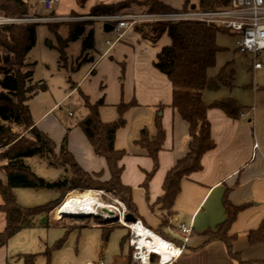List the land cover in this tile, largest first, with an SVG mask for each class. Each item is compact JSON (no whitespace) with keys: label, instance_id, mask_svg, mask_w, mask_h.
Returning <instances> with one entry per match:
<instances>
[{"label":"crops","instance_id":"0c3cea01","mask_svg":"<svg viewBox=\"0 0 264 264\" xmlns=\"http://www.w3.org/2000/svg\"><path fill=\"white\" fill-rule=\"evenodd\" d=\"M70 1L69 13L77 12L74 10L76 3ZM97 2L99 5L104 1ZM61 21L66 22L68 19H64V16L54 19V22ZM98 44V47L94 45L90 63L72 83L70 91L55 101L50 109L37 117L31 116L35 127L46 134L57 149L65 138L66 150L80 169L89 175L100 174L99 181L107 182L109 173L105 161L94 155L86 137L76 125L70 127L64 136V127L51 118L52 111L63 105L71 94L79 96L81 93L89 104L99 105L101 123L111 125L118 121L117 107L133 103L134 107L123 116L124 127L116 131L114 136V150L123 153L119 163L120 182L130 189L136 211V217H130L139 221L153 235L176 246L181 243L180 225L189 228L188 244L182 256L172 264H264V244L250 247L246 238L248 231L256 230L260 224L264 225V108L259 113L255 105L253 122L250 115L244 119L242 111L237 118L230 119L219 110H209L207 119L214 149L203 156L199 173L180 182L179 192L170 208L163 209L158 200L163 195L165 176L186 156L190 141L187 124L170 107L171 84L153 67L157 54L169 45V39L163 35L156 44H152L142 40L132 29L124 32L118 40L112 34ZM81 52L82 49L80 56ZM77 70L81 71L82 68ZM156 122L162 128L164 140L157 156V170L147 181V176L152 172V162L137 142L141 131H146L150 140L155 137ZM254 144L257 145L255 153L252 152ZM0 178V182H4V177L3 181L2 176ZM18 192H15L17 201ZM225 196L232 206L245 207L229 232L234 237L232 252L239 258V263L228 257L223 243L208 242L205 236L206 232H215L226 222L227 215L223 208ZM5 225V215L0 212V234L4 232ZM107 228L114 229L104 243L102 233ZM107 228L47 226L45 231H51L54 243L60 238L67 239L76 234L78 252L74 258L43 255L42 251L48 249V241L45 244L41 241L42 226L21 230L11 239H20L23 242L22 249L11 253L17 240L12 242L10 239L5 247L0 248V264H24L22 257L33 256L36 252L43 258L36 259L34 264H88L98 261L129 264L127 237L116 235L115 230L117 233H120L118 230L126 234L128 232L120 226ZM125 246H128V253L125 252ZM72 260L75 263H70Z\"/></svg>","mask_w":264,"mask_h":264},{"label":"trees","instance_id":"16d2710c","mask_svg":"<svg viewBox=\"0 0 264 264\" xmlns=\"http://www.w3.org/2000/svg\"><path fill=\"white\" fill-rule=\"evenodd\" d=\"M89 0H74L80 8ZM183 0L179 10L173 9L159 0H125L116 4H99L91 7L88 17L99 18L108 16L131 15L134 7L141 9L144 15H174L187 13L193 10L218 11L228 9L231 0ZM128 12V13H127ZM50 15V14H49ZM0 16L7 19H37L31 13L29 3L21 0H0ZM54 19V17H49ZM36 26L6 25L0 27V173L4 182H0V197L2 205L0 212L5 215V229L0 234V248L18 232L35 227L33 219L52 212L62 203L68 193L82 194L87 191H105L125 206L127 215L135 216V208L131 200L129 188L120 182L121 167L119 163L122 152L114 150V136L116 131L124 127V114L134 107L133 103L117 107L118 121L111 125L101 123L98 113L99 105L89 104V101L79 93L85 109V117L75 127L86 137L94 155L105 161L109 173L107 182H100L99 175H89L83 172L75 162L73 156L66 150L65 138L59 149L54 142L34 125L28 102L31 96L45 91V86H32V73L26 71V57L36 44ZM84 24L68 27V36L60 38L56 32V24L51 23L48 30L54 34L57 42V51L60 63L66 60L65 49L69 43L76 42L84 35ZM133 31L142 40L156 44L163 35L169 39V45L162 48L156 56L153 67L163 74L172 86L171 109L188 126V152L166 174L162 191L158 200L163 209H169L179 192L180 182L190 175L202 170L201 160L204 155L214 149L211 139L210 124L207 113L211 109L223 112L228 118L235 119L241 112L238 104L227 99L215 101L207 105L202 100L204 92H218L225 86V69L210 78L207 72L215 66V60L222 49L217 46L216 38L219 34H228L215 27L190 21L160 22L155 24H140ZM229 35V34H228ZM93 32H89L83 41L82 52L93 49ZM231 85L233 73L227 75ZM156 135L151 140L146 131H141L138 145L143 148L152 162V172L147 181L157 170V156L164 140V133L159 122H156ZM38 159L46 162L51 169L70 170L71 177L60 175L55 182H46L32 172L25 164L26 161ZM18 190L51 191L58 195V199L49 204L33 208H22L16 200ZM223 208L227 220L215 232H206L208 242H221L225 245L228 257L235 261L239 258L232 252L234 237L229 235L230 228L245 207H234L226 199ZM114 228L103 230L102 240L107 242L109 233ZM67 234V233H66ZM250 247L264 244V225L246 234ZM65 237L57 244L60 248ZM55 248V247H54ZM131 253V250H130ZM129 253V256H130ZM24 264H34L35 256H23ZM156 258H151V263Z\"/></svg>","mask_w":264,"mask_h":264},{"label":"rangeland","instance_id":"374dc122","mask_svg":"<svg viewBox=\"0 0 264 264\" xmlns=\"http://www.w3.org/2000/svg\"><path fill=\"white\" fill-rule=\"evenodd\" d=\"M98 0H89L84 7H74V10L77 11L75 13L70 11V0H60V3L54 8L53 12L49 15L46 13L41 4L36 0H29V7L31 9V13L36 16L37 22H28V21H20L18 25H28V24H37L36 26V44L35 47L29 52L26 57V71L32 73V86H45V91H40L37 94L31 96L28 106L31 111L32 117H37L43 111L50 109V107L54 104L55 101L66 95L72 88V83H75L79 74L88 66L90 63V59L93 57L92 51L93 49H87L85 53L81 54L80 51L83 46V41L89 32H93V45L96 47L99 46V41L112 33H104L103 32V24L95 23L94 18L88 17L87 10L89 7H93L98 5ZM103 4H112L117 3L124 0H102ZM163 4L179 10L182 7L183 0H159ZM193 4H196V0H191ZM69 4V5H68ZM141 9L134 7L129 13L131 15H140ZM128 13V12H127ZM56 16H64V19H68V21L59 23V22H48L49 17ZM165 17L161 19L162 21L152 22L147 24H155L160 22H167L170 20V16L172 15H154ZM20 19V18H19ZM23 20H33V19H23ZM176 22V21H171ZM51 23L56 24V32L60 36V38H66L68 36V27L76 24H84V35H82L78 41L72 42L68 44L66 48L65 57L66 60L62 63L59 61V54L57 51V42L54 34H52L47 26H50ZM238 38L232 34H219L216 38V44L218 47L222 49V52L218 53L215 60V66L211 68L207 75L210 78L216 77L222 69H225V77L224 82L225 86H221L218 92H204L203 93V102L207 105L215 101H223L227 99L234 100L238 106L241 108L246 119L250 115V119L253 122V110L255 105L258 108V112L261 113L264 108V68L262 71L253 72L251 70L252 61L249 57H245L237 53L236 51V42ZM104 44V42H103ZM152 47V46H149ZM152 51V49H151ZM80 58L78 59V57ZM261 64L264 66V59L261 60ZM77 68H82L81 71H78ZM233 73V81H231V85L229 86L227 75ZM262 105V106H261ZM53 114L51 118H55L58 123L64 127V136L67 133L68 129L77 123H79L85 117V109L83 106V101L79 96L70 95L66 98L63 105L59 106V108L52 111ZM70 114L72 117H68ZM63 136V137H64ZM64 139V138H63ZM62 142L60 143L61 146ZM59 146V148H60ZM25 164L32 170L36 177L46 181V182H55L62 174L65 177L70 178V170L66 168V172L61 169H51L46 166L45 161H41L38 159H33L26 161ZM3 175L0 173V177ZM1 179V178H0ZM100 182H102L100 180ZM103 183V182H102ZM17 193L18 201L17 203L25 209H33L38 207H43L50 202H53L58 199V195L55 192L43 190V191H33V190H18ZM98 192H102L104 196L99 201L103 206H110L111 208H118V204H122L119 199H116L114 196L110 195L105 191L97 190ZM92 192L95 191H87L82 193L92 195ZM81 194L77 193H68L64 196L62 203L69 196H78ZM61 203V204H62ZM60 204V205H61ZM108 204V205H106ZM123 205V204H122ZM124 206V205H123ZM125 207V206H124ZM56 209L48 214H43L41 217L33 219V223L35 226H42L43 231L40 232L41 241L45 244V241H48L47 247L48 249H44L42 251L43 255L48 254L54 256L58 255L67 256L74 258L77 254L78 244L76 234L68 236L65 239L64 243L58 249L56 248V244L62 238L57 240L55 243L53 242L54 236L50 230H47V226H71L72 228H76L79 226H103L107 228L108 226H118L115 224L113 220L112 223L109 221H104L101 217V214L105 213L103 210L98 208L96 212L95 219L91 220L86 217L84 218H62L61 220H56ZM126 209V208H125ZM128 218V215H127ZM120 233H117L115 230V234L127 237L126 245L128 244V233L126 234L123 230H118ZM39 235V234H38ZM18 238V237H15ZM12 240V239H11ZM10 240V241H11ZM15 241L13 245V249L11 253H13L17 249H22L23 242L20 239H13L12 242ZM20 241V242H18ZM9 243V242H8ZM55 246V248H53ZM128 246H125V252L128 253ZM34 251V250H33ZM54 251V252H53ZM53 252V253H52ZM32 254L36 259H40V255ZM43 258V257H42ZM70 263H75V261H70ZM76 264V263H75Z\"/></svg>","mask_w":264,"mask_h":264},{"label":"built area","instance_id":"2783aa9c","mask_svg":"<svg viewBox=\"0 0 264 264\" xmlns=\"http://www.w3.org/2000/svg\"><path fill=\"white\" fill-rule=\"evenodd\" d=\"M24 3H28L29 0H21ZM39 2L43 10L51 14L54 8L59 4L60 0H36ZM165 17L154 15H122V16H108L94 18L95 21L105 25L112 26L111 33L118 40L122 37L123 33L127 30H132L136 25L147 24L152 22L162 21ZM20 21H32L38 20H23V19H7L0 16V27L6 25H13ZM167 21H190L204 24L207 27H215L219 31L226 32L228 34L235 35L238 38L236 42V51L242 56L249 57L252 61L251 70L258 72L263 70L261 60L264 59V0H231L230 7L224 10L218 11H199L193 10L187 13L174 14L170 16V20ZM48 22H54V19H49ZM71 117L70 114H68ZM240 117H243L240 114ZM257 145L252 146V152L255 153ZM101 198L104 194L101 192ZM99 200V201H100ZM101 202V201H100ZM103 204V203H102ZM108 205V204H106ZM102 209L105 213L101 214L104 221H115V224L125 229L128 232V246L130 247V263L129 264H151V258H156V264H172L178 260L188 244L189 241V228L180 225L179 232L181 236V243L176 246L173 243L162 240L166 250L169 252L166 259L162 258L156 252H148L141 250L138 245L139 239L135 238L134 227L140 228L143 233L152 234L149 230L144 228L139 221L133 223L126 222L127 211L122 204H118V208ZM95 213L98 208H94ZM96 214H93V219ZM56 220L58 219V213L56 212ZM58 221V220H57ZM140 235H142L140 233ZM153 235V234H152ZM155 236V235H154ZM157 237V236H156ZM159 238V237H157ZM160 239V238H159ZM144 240L154 242L149 236L144 237ZM88 264H106L103 261H98Z\"/></svg>","mask_w":264,"mask_h":264},{"label":"bare ground","instance_id":"6f19581e","mask_svg":"<svg viewBox=\"0 0 264 264\" xmlns=\"http://www.w3.org/2000/svg\"><path fill=\"white\" fill-rule=\"evenodd\" d=\"M101 192L95 191L92 192V195L84 194L78 196H69L57 209L55 212L58 213V216H71L78 218H88L93 220V214L95 213L94 208L110 209L108 206H103L99 200L101 198ZM135 238L139 239L138 245L141 250L148 252H156L158 255H161L162 258L166 259L169 252L166 250L165 245L162 243V240L157 238L152 234L143 233L140 228L134 227ZM140 233L142 235H140ZM149 236L153 239V243L147 240H144V237Z\"/></svg>","mask_w":264,"mask_h":264},{"label":"water","instance_id":"95a60500","mask_svg":"<svg viewBox=\"0 0 264 264\" xmlns=\"http://www.w3.org/2000/svg\"><path fill=\"white\" fill-rule=\"evenodd\" d=\"M112 31V26L108 25V24H105L103 26V32L104 33H110ZM62 218H73L71 216H64V215H61V216H58V219L57 220H61ZM126 222H129V223H133L135 220L133 218L130 217V215H128V218L126 216L125 218Z\"/></svg>","mask_w":264,"mask_h":264}]
</instances>
